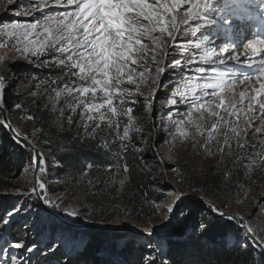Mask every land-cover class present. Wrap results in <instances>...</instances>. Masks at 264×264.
<instances>
[{
	"label": "snow or ice",
	"instance_id": "snow-or-ice-1",
	"mask_svg": "<svg viewBox=\"0 0 264 264\" xmlns=\"http://www.w3.org/2000/svg\"><path fill=\"white\" fill-rule=\"evenodd\" d=\"M240 7L239 4H228L226 0H39L29 5L27 11L14 10L17 16L32 15L31 21L0 23V33L11 38L6 46L12 47L26 63L60 69V74L51 81L52 84L63 81L61 87L54 89L55 96L70 98L68 107L72 113H76L77 108L83 109L80 120L90 134L106 129V135L114 133L113 138L120 141V152L113 153L109 145L105 148L106 154L123 159L122 153L127 151L133 139L132 132L136 130L133 106L140 103L137 97H145L144 111L152 119L154 109L149 97H154L161 87L166 94L170 93L165 102L172 106L167 112L161 109L158 116V127L164 133L165 142L168 137L181 142L195 141L197 135L204 137L207 132L200 147L208 151L207 144L223 127L224 145L231 148V141L235 140L239 148L246 149L250 134L264 138V37H245L244 56L247 59L243 63L246 68L238 67L239 55L228 54L238 47V37L231 40L224 37L232 30L233 13ZM48 8L62 10L45 12ZM259 11L264 18V0H261ZM35 12H40L41 16H34ZM169 69L172 79L165 83L163 77ZM241 75L242 83L254 80L249 85L250 94L240 93L239 110L243 109V101L248 100L243 129L216 111L223 107L229 116L237 114V106L225 105L221 95L232 88ZM12 86L8 77L0 76V128L10 133L14 145L27 148L31 146L27 133L13 128L4 115L11 111L6 96ZM180 106H184L183 110ZM12 107L20 110L23 105L17 103ZM197 113L199 117L195 115ZM204 113L217 117L208 128L199 122ZM124 117L127 123L121 134ZM27 118L32 120L34 117L28 115ZM67 123H74L71 115ZM189 126L195 128V133L190 134ZM249 129L254 131L250 133ZM35 131L39 133L42 129ZM74 142L75 138L62 145L60 151L68 155L73 153ZM135 151L143 149L135 147ZM219 151L223 152L224 147L221 146ZM243 155L240 153L237 159ZM140 159L145 168L150 167L143 157ZM31 164L39 173L31 191L22 193L21 199L0 213V264H80L81 255L89 247L83 237L66 234L45 218L30 219L35 203H42L46 210L64 211L67 217L82 215L78 210H66L62 202L49 198L48 168L43 154L33 149ZM114 166L109 164L107 168L111 171ZM241 167L247 169L245 175L251 177L257 168L264 169V154L258 163L255 157L241 160ZM128 171L125 163L124 172ZM169 171L180 175L178 168ZM125 180L127 176L120 183L123 185ZM154 186L158 191H164L159 185ZM196 187L192 185L193 191ZM207 199L208 193H202L201 200L206 202ZM179 202L178 198L166 208L155 210L170 222ZM205 208L210 215L235 224L240 233V247L251 253V264L264 262V236H258L251 222L252 216L245 218L242 214L225 213L222 207L212 203H205ZM257 209L264 211L260 202ZM134 218L128 214V219ZM99 219L104 224L120 223L112 216ZM197 228L202 235L209 229V224L201 222ZM126 233H131L132 239L127 234L115 238L110 244L113 250L132 244L147 249L139 264H180L173 258L172 247L182 233L155 238L156 230L147 225L136 232L128 229ZM21 235L24 238H19ZM91 264L116 262L93 260Z\"/></svg>",
	"mask_w": 264,
	"mask_h": 264
},
{
	"label": "rangeland",
	"instance_id": "rangeland-1",
	"mask_svg": "<svg viewBox=\"0 0 264 264\" xmlns=\"http://www.w3.org/2000/svg\"><path fill=\"white\" fill-rule=\"evenodd\" d=\"M38 2L39 0H12V3H8V0H0V23L9 21H31L33 19L32 15L17 16L14 10L24 12L28 10L29 5H34ZM226 2L231 5L239 4L241 6L233 13V22L238 21V23H241V25H248L247 22H251L252 24L250 25L249 29L246 30V32H249L253 27H258L257 24L261 26V29L264 28V18L261 17L259 11L261 0H226ZM251 3L252 5H250ZM60 10L62 9L48 8L44 11L55 12ZM33 15L39 17L41 16V13L35 12ZM243 40L244 39L240 41ZM10 42L11 38L5 36L3 33H0V76L8 77L13 85L7 91V102L18 93H23L28 90L27 81L28 83H32L34 80V78H31L32 74L47 68L26 63L17 55L12 47L6 46L9 45ZM240 47V50L243 52L244 44H242ZM232 63L233 62L230 61V64ZM242 63L240 64L241 66L238 67L246 68V65ZM247 71H251V69H247ZM163 79L165 83L172 79L171 69H169L164 74ZM240 80H242V75L241 79L238 81ZM248 82L249 83L245 85L249 87L250 90L248 89V91L251 93V88L249 85L254 83V80ZM242 84L243 83L240 81L239 85L241 86ZM245 85L243 86L246 87ZM169 87H171V85H169ZM169 96L170 93L166 94L165 89L161 87L155 93L154 97H149V100L152 101L154 109L152 115L154 114L157 119L156 128L153 132L152 138H141V135H144V132L141 134L137 128V123L139 121L137 118L135 121L136 130L132 132L133 139L127 149L133 150L136 155L143 157L149 163L150 167L146 168V171L151 176L153 185H159L164 189L162 192L158 191L155 186L153 189V191H155V197L161 199V202L154 206L153 215L141 222H135L124 217H117L120 220L119 224L102 223L99 225L107 226L112 229H131L132 231H139L141 228L147 225L156 230L155 238L170 236L178 232L182 233V235L178 236L176 240H179L181 237L185 238L186 235L195 229V224L198 226L201 222H203L202 219L197 220L196 223L193 219H184L186 218V214H184V206L190 204L199 205L197 201L199 199L201 200L202 193H199L197 189L203 185L208 192H210L212 195H217V197L220 199V201H216L208 198L206 202H203L215 204L217 207H222L223 211L236 214L237 216H240L241 214L245 218L252 216L251 222L253 227L256 229L258 236H264V211L257 209L258 202H260L261 209H264V169L257 168L251 174V177H249L245 175L247 169L241 167V160L255 157L257 163L259 162V160L262 158V154H264V138H258L257 135L250 134L247 137L249 143L246 149L239 148L236 145L235 140L231 141L232 147L229 148L227 145H224L222 127L220 134L216 136L211 143L207 144L206 147L208 151H205V148L200 147L207 137V132H205L204 137L197 135L195 141L187 140L181 142L180 139L173 140L171 137H168V142H165L164 133L161 132L158 127L160 123L158 116L161 109H163L164 112H167L172 108L170 104L165 102ZM49 98L50 100L54 98L56 99L54 102L55 105H58L60 101L61 106L58 109L59 118H65L67 128H70L75 132H80L82 137L94 135L95 139L104 141V139L101 137V130L98 129L96 133L90 134L89 129L82 127L84 122L80 120L79 114L83 109L77 108V112L72 113L68 107V100L70 98L66 97V95H62L61 97L57 98L55 93L50 94ZM137 99L140 101V103L133 106L135 108L134 115L139 114L142 116V118L146 115L149 116V114L144 111V108L146 107L145 97L141 95L138 96ZM222 99H224L225 105H236V102L232 101L231 95L224 94ZM247 105L248 101L244 103L243 109L239 110L240 104H237L236 106L238 112L232 116H229V114L224 111L223 107L216 109V111L219 113V116L223 117L225 120H229L233 125L238 124L239 127L243 129L246 126L244 117L245 113L247 112ZM183 107L184 106H180L181 110H183ZM69 115H71L74 122L72 125L67 123V118ZM195 115L199 117L200 114L197 113ZM165 119H167L166 116ZM215 119H217V117H213L208 115V113H204L203 118L200 119L199 122L203 124L205 128H208L211 126V122ZM122 121L123 122L120 127L121 134L123 132V127L127 123V118H122ZM11 122L13 123L14 128L18 129L21 133L24 132L22 124L17 123L16 121ZM91 123L92 122H89V124ZM2 129L3 128H0V146L2 142ZM188 130L190 134L195 133V128H192L191 126H189ZM253 131V129H249L250 133ZM31 140L40 148L47 161L48 173L46 180L50 199L57 202H62L64 208L68 211L73 210L71 209L72 207H79L82 209L84 207L83 202L90 203L94 202L95 200L98 202L100 201L101 198H98L95 194L90 193L88 196H86L84 191L83 193H58V186H60L65 180L64 178H61V165L56 162L48 153H46L38 145L36 140L32 138ZM113 142H116V147L119 149V151H121L120 141L117 140ZM194 143H196V147H193ZM253 145H255V147H253ZM102 146H104L103 143ZM221 146L224 147L223 152L219 151ZM135 147H140L143 149V151L136 152ZM14 150H16V156L21 155L24 158L25 168L21 170L19 180L15 182L18 190L8 194V198L13 201V204L18 199H21L22 193L31 191L33 171V166L31 164L32 155L30 152L18 150L15 146ZM242 152L244 155L240 159H237L239 154ZM12 156L14 157V154ZM142 165L144 164L142 163ZM174 167L178 168L180 175H178L177 172L169 171V169ZM192 185L197 186L195 191H193ZM178 198L180 202L177 209L175 210V215L173 216L172 220L168 222L167 218L165 216H161L159 211L155 209H164L166 208V205L177 201ZM29 203H35V201H29ZM80 203H82L81 206ZM66 205L67 207H65ZM202 211L205 217L211 218L207 212L204 210ZM55 212H58L62 218L67 219L66 221L75 227L63 224L56 217L46 214L40 203H35V207L32 209V216L30 219L37 217L45 218L49 220L54 227L62 229L66 234L75 237H83L88 245L99 235L98 237L100 238L102 244L100 251L96 255L97 260L101 262L114 261L116 264H125L123 263L121 255L119 254L120 249L113 250L110 247L111 242L115 240V238L120 237L121 235L119 236V234L122 233H110L108 231H84L79 229L78 226L83 224H91L85 215H81L79 218H71L67 217L64 211L56 210ZM253 213L256 214L252 215ZM196 231H198V228ZM129 237L132 239L131 236ZM239 239V237L231 234L227 239L228 245L231 246L236 243L240 244ZM145 250L147 251V249Z\"/></svg>",
	"mask_w": 264,
	"mask_h": 264
},
{
	"label": "trees",
	"instance_id": "trees-1",
	"mask_svg": "<svg viewBox=\"0 0 264 264\" xmlns=\"http://www.w3.org/2000/svg\"><path fill=\"white\" fill-rule=\"evenodd\" d=\"M59 74L60 69L55 67L39 70L32 74L31 78L34 80L32 83L27 81L28 90L18 93L7 102L11 108V111L8 112L11 121L22 124L23 133H27L29 139L36 140L38 145L61 165V178L65 180L58 186V193H83L84 191L86 196L92 193L101 198L99 202L97 200L90 203L83 202L82 209L71 208L80 211L88 218L89 222L102 224L99 219L101 216H112L114 220L117 217L128 218L129 213L135 217L131 219L135 222L149 218L154 213V206L160 203L161 199L155 197L151 176L142 165L140 157L131 149L122 153L123 159L106 154L105 148L109 145L113 153L120 152L116 147V142H113L118 138H113L114 133L106 135V129L101 131V137L104 139L101 141L95 139L94 135L82 137L80 132L67 128L65 118H59L60 101L58 105H55L56 99L50 100L49 98L50 94L55 93V88L63 85V81H60L59 84L51 83ZM17 103L23 105V108L13 109L12 106ZM28 115L34 118L29 120ZM135 116L139 120L137 128L141 134L144 132L141 138L151 139L156 128V126L154 127L157 120L155 115H152V119H149L148 115L143 118L139 114ZM36 128H40L42 131L38 133L35 131ZM1 132L0 213L13 206V201L8 198V194L18 190L15 182L19 180L20 172L25 168V160L21 155L16 156V150H14L9 135L4 129ZM74 138V152L69 155L61 152L60 147L73 141ZM125 163L129 169L127 173L124 172ZM109 164L116 166L109 171L107 168ZM88 165H92V167L89 168ZM125 176H127V180L122 185L120 181ZM197 190L199 193L207 192L208 198L220 201L217 195H212L203 185ZM184 208V214H186L184 219H193L195 223L202 219L203 222L209 224V229L201 235L199 230L196 231L197 224H195V229L185 238L174 240L172 254L175 260L180 264H251L250 252L244 251L239 243L228 245L227 239L231 234L240 238V233L235 229L234 224L205 217L199 205L190 204ZM98 236L97 240L93 239L87 251L81 255L80 264H91V261L97 260L96 255L102 244ZM19 238H23V235ZM144 252H146L145 249L129 244L127 248L120 249L119 254L123 263L139 264L140 257Z\"/></svg>",
	"mask_w": 264,
	"mask_h": 264
},
{
	"label": "bare ground",
	"instance_id": "bare-ground-1",
	"mask_svg": "<svg viewBox=\"0 0 264 264\" xmlns=\"http://www.w3.org/2000/svg\"><path fill=\"white\" fill-rule=\"evenodd\" d=\"M249 3V2H248ZM252 5V3L250 4ZM235 23V24H234ZM247 24L245 25H241V23L239 24L238 21L236 22H233V27H232V31H230L228 33V35L226 37H224L225 40H231V39H236L238 37V39L236 40L237 44H238V47L234 50V51H230L228 54L229 55H239L240 57V63L237 65V66H241L240 64L242 62H244L247 58L244 56V50L243 52L240 50V46H242L241 44V41L242 39L243 40V44L246 43V39L245 37H248V38H254L255 36H258L259 33H262L264 34V28H262L260 31L257 30V27L256 28H251L249 32H246L247 29H249L250 25L252 24L251 22H247ZM233 62V61H231ZM228 63L230 64V61H228ZM234 63V62H233ZM243 64V63H242ZM244 66V65H243ZM239 80V79H238ZM237 80V81H238ZM241 81V80H240ZM240 81L236 82L238 84H235L232 88H230L229 90L225 91L224 93H222L221 95V98L224 96V94L226 95H231V98H232V101H235L236 102V105L237 104H240L241 105V98H240V93L241 92H248V89L249 87H247L245 84L249 83V82H243V84L240 86L239 83ZM243 85H245L246 87H244ZM243 88V89H241ZM250 90V89H249ZM239 91V92H238ZM248 100L245 99L243 101V105L245 102H247ZM248 106V105H247Z\"/></svg>",
	"mask_w": 264,
	"mask_h": 264
},
{
	"label": "water",
	"instance_id": "water-1",
	"mask_svg": "<svg viewBox=\"0 0 264 264\" xmlns=\"http://www.w3.org/2000/svg\"><path fill=\"white\" fill-rule=\"evenodd\" d=\"M5 115V118L8 120V121H10L11 122V120H10V118H9V114H8V112L7 113H5L4 114ZM11 125H12V127L14 128V125H13V123L11 122ZM5 131H6V133L9 135V137H10V133L6 130V129H4ZM12 141V140H11ZM13 143V142H12ZM28 143L31 145L30 147H27V148H23V147H20V146H17V145H14L18 150H23V151H29L30 152V154L32 155L33 154V149H35V152L36 153H42L43 154V152L40 150V148L31 140V139H29L28 138ZM43 156H44V154H43ZM39 175V173H38V171L37 170H35L34 169V167H33V171H32V186H33V183H34V181H35V178L37 177ZM197 203L199 204V205H201L202 207H201V209L202 210H204L205 212H207V214L213 219V220H219V221H222V222H224V221H227L226 219H221V218H219L218 216H215V214H209L208 213V211H207V209L205 208V202H203L202 200H198L197 201ZM40 205H41V207L43 208V210L45 211V213L46 214H49V213H51V215L52 216H54V217H56L61 223H63V224H66V225H69V226H71V227H75V226H73V225H70L66 220L67 219H64V218H62L59 214H58V212H55V211H52V210H49V209H47L46 210V208H45V206L42 204V203H40ZM225 212V211H224ZM225 213H227V212H225ZM229 214H231V213H229ZM234 224V223H233ZM234 226H235V224H234ZM79 227V229H81V230H84V231H94V232H96V231H101V232H104V231H108V232H110V233H122V234H119V236L121 235V236H123V235H125V234H127V235H129V236H131V233H126V229H123V230H125V231H114V229H112V228H109V227H107V226H101V225H99V224H97V223H91V224H83V225H81V226H78ZM236 227V226H235ZM237 229V228H236ZM133 232H136V231H133Z\"/></svg>",
	"mask_w": 264,
	"mask_h": 264
}]
</instances>
